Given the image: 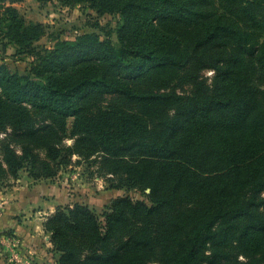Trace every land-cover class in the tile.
Returning <instances> with one entry per match:
<instances>
[{
  "label": "trees",
  "instance_id": "16d2710c",
  "mask_svg": "<svg viewBox=\"0 0 264 264\" xmlns=\"http://www.w3.org/2000/svg\"><path fill=\"white\" fill-rule=\"evenodd\" d=\"M147 8L151 29L123 39L128 50L147 47L153 33L164 43L144 73L125 55L110 79L3 83L0 69V132L10 131L0 178L26 169L55 179L72 156L99 157L127 186L150 191L151 206L118 198L103 220L88 206L59 207L45 223L59 264H264V42L171 11L168 0ZM150 69L185 72L192 93L137 87ZM208 69L216 71L211 85L201 77Z\"/></svg>",
  "mask_w": 264,
  "mask_h": 264
},
{
  "label": "rangeland",
  "instance_id": "374dc122",
  "mask_svg": "<svg viewBox=\"0 0 264 264\" xmlns=\"http://www.w3.org/2000/svg\"><path fill=\"white\" fill-rule=\"evenodd\" d=\"M130 1L139 6L137 12L119 10L122 3L106 7L101 0L96 3L97 7L86 0H0L2 82L23 78L42 84L49 79L81 76L110 79L120 72L114 66L119 55L141 62L137 73H144L153 65L155 57L162 55L164 43L153 33L147 37V47L126 48L125 33L147 32L151 22L145 20L154 17L152 9L147 8L153 0ZM168 5L169 10L185 16H209L204 19L207 26H231L239 31L240 39L254 42L253 45L264 42V0H168ZM178 5L186 10L181 11ZM165 72L150 69L134 84L141 88L192 93L193 84L185 72L171 75ZM215 75L216 71L211 69L201 73L209 85ZM258 80L255 74L253 82L260 86ZM73 122V119L67 120L69 130ZM8 133L0 132V158L10 141ZM65 144L72 146L74 140L67 139ZM12 145L19 149L14 142ZM41 156L45 158V152ZM149 194V190L139 186H127L125 178L112 173L99 157L86 160L72 156L69 165L62 167L55 179L35 180L26 169L17 178L2 177L0 264H59L61 255L45 230L47 219L59 207L88 206L103 220L114 200L130 197L151 206Z\"/></svg>",
  "mask_w": 264,
  "mask_h": 264
}]
</instances>
